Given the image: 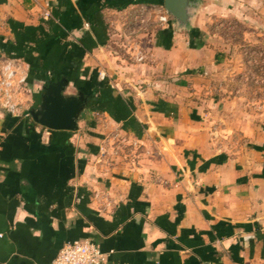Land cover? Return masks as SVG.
<instances>
[{
	"label": "crops",
	"instance_id": "0c3cea01",
	"mask_svg": "<svg viewBox=\"0 0 264 264\" xmlns=\"http://www.w3.org/2000/svg\"><path fill=\"white\" fill-rule=\"evenodd\" d=\"M161 2L0 0V62L19 59L31 89L21 110L46 81L84 99L74 131L0 108V264H50L75 240L102 264H264V97L217 88L220 42L203 40L220 0L192 30L156 22ZM114 23H134L143 60L109 45Z\"/></svg>",
	"mask_w": 264,
	"mask_h": 264
},
{
	"label": "rangeland",
	"instance_id": "374dc122",
	"mask_svg": "<svg viewBox=\"0 0 264 264\" xmlns=\"http://www.w3.org/2000/svg\"><path fill=\"white\" fill-rule=\"evenodd\" d=\"M212 2L216 0H201L197 11H201L203 5ZM220 2L226 11L205 12L204 35L207 41L203 40L212 47H215L217 41L220 42L218 51L221 52L222 63L219 72L222 76L220 80H216L220 82L217 88H222L221 92L224 91L226 94L229 93L227 92L229 88L237 91L236 93L241 96L240 103L247 100L251 103L256 101L252 104L254 108L258 97H264V0ZM154 14L155 16L159 14L157 9ZM156 22H159L158 17ZM115 25L117 24L114 23L111 28L117 32ZM134 26V23H125L118 31L120 39L125 40L127 36V40H133ZM203 41H198V45Z\"/></svg>",
	"mask_w": 264,
	"mask_h": 264
},
{
	"label": "built area",
	"instance_id": "2783aa9c",
	"mask_svg": "<svg viewBox=\"0 0 264 264\" xmlns=\"http://www.w3.org/2000/svg\"><path fill=\"white\" fill-rule=\"evenodd\" d=\"M164 11V10H163ZM48 15V13H46ZM158 21L166 23L168 14L166 11L159 13ZM111 39L110 46L113 48L128 47L133 51V57L141 61L144 54L136 46L133 40ZM122 43V44H121ZM31 89L27 83V69L19 59L4 58L0 62V108L12 115H23L31 117L30 111L21 110L24 104V96L30 94ZM105 261V254L99 247L89 241L66 242L59 249L55 258L50 264H102Z\"/></svg>",
	"mask_w": 264,
	"mask_h": 264
},
{
	"label": "water",
	"instance_id": "95a60500",
	"mask_svg": "<svg viewBox=\"0 0 264 264\" xmlns=\"http://www.w3.org/2000/svg\"><path fill=\"white\" fill-rule=\"evenodd\" d=\"M201 0H163V7L172 18L176 29H193V21ZM65 80L46 81L40 103L31 108L32 119L53 130L74 131L78 128L77 119L84 106L81 96L63 94Z\"/></svg>",
	"mask_w": 264,
	"mask_h": 264
},
{
	"label": "trees",
	"instance_id": "16d2710c",
	"mask_svg": "<svg viewBox=\"0 0 264 264\" xmlns=\"http://www.w3.org/2000/svg\"><path fill=\"white\" fill-rule=\"evenodd\" d=\"M161 4H163V2H161Z\"/></svg>",
	"mask_w": 264,
	"mask_h": 264
}]
</instances>
